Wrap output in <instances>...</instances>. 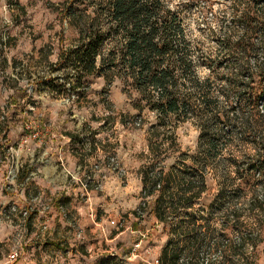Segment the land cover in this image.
Segmentation results:
<instances>
[{"label":"trees","instance_id":"obj_1","mask_svg":"<svg viewBox=\"0 0 264 264\" xmlns=\"http://www.w3.org/2000/svg\"><path fill=\"white\" fill-rule=\"evenodd\" d=\"M84 1H65L78 43L60 58L76 82H61L58 93L83 87L92 75L118 78L137 95L135 110L155 113L156 139L188 121L199 131L195 150H180L169 167L171 146L165 138L151 143L164 151L162 165L141 171L143 197L154 198L155 217L169 227L158 264H260L264 0L217 9L196 0L200 38L167 0H100L80 11ZM0 131H10L7 121L0 120Z\"/></svg>","mask_w":264,"mask_h":264},{"label":"rangeland","instance_id":"obj_2","mask_svg":"<svg viewBox=\"0 0 264 264\" xmlns=\"http://www.w3.org/2000/svg\"><path fill=\"white\" fill-rule=\"evenodd\" d=\"M65 1L0 0V120L10 125L0 131V264H156L169 227L155 217L154 198L144 199L141 171L162 165L164 151L151 143L165 138L169 167L180 150H195L199 131L188 121L156 139L155 113L135 110L137 95L118 78L92 75L58 93L61 82H76L60 58L78 43ZM167 1L200 38L196 0ZM209 2L217 9L232 0ZM71 136L79 148L68 162ZM78 186L82 194L71 199ZM75 203L94 217H82ZM259 252L264 264V240Z\"/></svg>","mask_w":264,"mask_h":264},{"label":"crops","instance_id":"obj_3","mask_svg":"<svg viewBox=\"0 0 264 264\" xmlns=\"http://www.w3.org/2000/svg\"><path fill=\"white\" fill-rule=\"evenodd\" d=\"M71 142H72V141H71ZM75 146H76V148H79V146L75 144L74 139H73V142L70 144V147L65 148V151H64V157H67V158H68V162H69V154H70L72 151L75 152V149H74ZM53 153H54V156L56 157L57 154H58V152H57V148H56V147L54 148V152H53ZM76 153H77V152H76ZM77 154H78V153H77ZM70 163H71V162H70ZM72 192H73V193H70V191L67 192V193L69 194V196H71V197H70L71 199H73V194H74L75 196L78 195V192H81V194H82L81 187L78 186V188H74ZM92 195H93V196L95 195L94 191H92ZM71 204H73V203L71 202ZM74 205H75V207L79 210L78 212H79V214H81L82 217H87L88 215H89L90 217H92V218L94 217L93 208L89 209V207H88L87 205H82L81 203H75ZM91 211H92V212H91ZM90 212H91V214H90ZM94 223H95L96 225L99 224V222L96 221V220H94ZM89 226H90L91 230H94V229L96 230V227L94 226V224H91V225H89Z\"/></svg>","mask_w":264,"mask_h":264},{"label":"built area","instance_id":"obj_4","mask_svg":"<svg viewBox=\"0 0 264 264\" xmlns=\"http://www.w3.org/2000/svg\"><path fill=\"white\" fill-rule=\"evenodd\" d=\"M112 223L115 224V220H112ZM12 256H15V255H12ZM159 260L158 258L155 259V263L158 264Z\"/></svg>","mask_w":264,"mask_h":264}]
</instances>
